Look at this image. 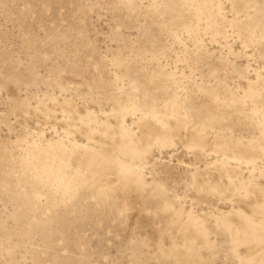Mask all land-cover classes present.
Masks as SVG:
<instances>
[{
  "label": "rangeland",
  "instance_id": "374dc122",
  "mask_svg": "<svg viewBox=\"0 0 264 264\" xmlns=\"http://www.w3.org/2000/svg\"><path fill=\"white\" fill-rule=\"evenodd\" d=\"M0 264H264V0H0Z\"/></svg>",
  "mask_w": 264,
  "mask_h": 264
}]
</instances>
